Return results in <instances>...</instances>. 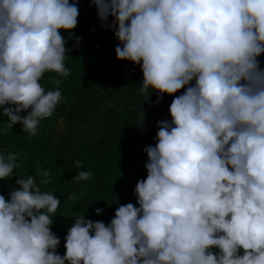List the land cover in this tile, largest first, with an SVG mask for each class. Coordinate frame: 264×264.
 Masks as SVG:
<instances>
[{
    "label": "clouds",
    "instance_id": "1",
    "mask_svg": "<svg viewBox=\"0 0 264 264\" xmlns=\"http://www.w3.org/2000/svg\"><path fill=\"white\" fill-rule=\"evenodd\" d=\"M78 3L0 0V110L9 129L20 124L35 136L63 102L62 79L49 91L40 81L69 75L67 42L82 40L73 32ZM90 3L119 41L117 60L141 67L144 101L153 92L157 104L174 97L171 120L157 122L155 145L143 149L139 206H115L108 224L78 216L63 256L51 230L60 199L34 175L16 179L8 198L0 195V264H264V0ZM17 160L0 154V180L13 177ZM41 175L40 184L51 183L49 171ZM90 177L80 171L72 181Z\"/></svg>",
    "mask_w": 264,
    "mask_h": 264
},
{
    "label": "trees",
    "instance_id": "2",
    "mask_svg": "<svg viewBox=\"0 0 264 264\" xmlns=\"http://www.w3.org/2000/svg\"><path fill=\"white\" fill-rule=\"evenodd\" d=\"M78 8V24L73 32L82 40L78 45L74 39L67 42L66 47L72 49L65 60L69 75L46 73L40 81L42 86L55 90L52 81L62 79L64 102L76 99L67 117L73 135L66 139L53 135L55 114L41 120L35 136L23 132L20 124L13 125L11 130L0 110V154H16L20 165L11 179L0 180V195L7 199L16 179L28 175L35 176L41 191L56 195L61 203L51 230L60 238L57 252L61 256L65 254L67 230L78 216L86 214V219L108 224L114 217L115 206L127 203L139 206L134 190L137 181L147 176L143 149L155 145L157 122L171 120L169 106L174 98L165 95L157 104V93L153 92L145 102L143 94H138L143 83L141 67L117 60L115 48L119 41L112 30L102 26L90 0H79ZM111 23L109 18L108 24ZM64 32L61 30L62 36ZM259 60L264 68V54ZM128 70L132 74L130 82L124 78ZM78 161L83 167H75ZM44 170L50 172L51 183L47 185L40 184ZM80 171H90L92 177L73 182ZM69 196L77 199L73 201ZM96 208L103 210L101 215H96Z\"/></svg>",
    "mask_w": 264,
    "mask_h": 264
},
{
    "label": "rangeland",
    "instance_id": "3",
    "mask_svg": "<svg viewBox=\"0 0 264 264\" xmlns=\"http://www.w3.org/2000/svg\"><path fill=\"white\" fill-rule=\"evenodd\" d=\"M65 36L68 35L67 32H64ZM64 36V37H65ZM126 79V81H131L132 79V74L131 72L128 70V72H126V76L124 77ZM45 88L46 91H49V90H53V89H50L48 88L46 85L43 86ZM100 93L103 95L105 94V92H102V87L103 86H100ZM94 92L97 94V90H94ZM68 95H70L71 93L68 92L67 93ZM65 96H63L64 100L62 103L58 104L54 114L57 115L55 117V123H53V126H52V133L53 135H55L57 138H61V139H66L67 137H69L71 134L73 135V133H70V127L68 125V116H70V114L72 113V110H73V107H74V104H75V100L74 98H71V100H69L68 102H64L66 99H65ZM62 108V109H61Z\"/></svg>",
    "mask_w": 264,
    "mask_h": 264
}]
</instances>
